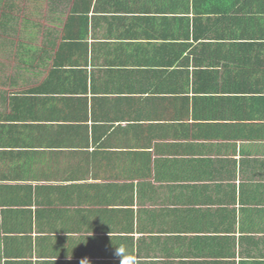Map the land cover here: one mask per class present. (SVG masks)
Listing matches in <instances>:
<instances>
[{
    "label": "crops",
    "instance_id": "obj_1",
    "mask_svg": "<svg viewBox=\"0 0 264 264\" xmlns=\"http://www.w3.org/2000/svg\"><path fill=\"white\" fill-rule=\"evenodd\" d=\"M84 258L264 264V0H0V264Z\"/></svg>",
    "mask_w": 264,
    "mask_h": 264
},
{
    "label": "clouds",
    "instance_id": "obj_2",
    "mask_svg": "<svg viewBox=\"0 0 264 264\" xmlns=\"http://www.w3.org/2000/svg\"><path fill=\"white\" fill-rule=\"evenodd\" d=\"M117 255L122 258L121 259V262H122L124 258V252L120 248L117 249ZM80 264H90V261L87 258H84L81 260Z\"/></svg>",
    "mask_w": 264,
    "mask_h": 264
}]
</instances>
